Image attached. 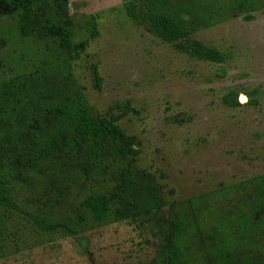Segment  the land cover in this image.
Masks as SVG:
<instances>
[{
    "label": "rangeland",
    "instance_id": "obj_1",
    "mask_svg": "<svg viewBox=\"0 0 264 264\" xmlns=\"http://www.w3.org/2000/svg\"><path fill=\"white\" fill-rule=\"evenodd\" d=\"M259 1L254 11L192 32L223 54L216 63L154 36L142 19L125 14L121 0H68L71 43H83L72 48L79 57L71 60V74L94 115H118L122 131L133 138L134 163L152 175L164 206L92 223L81 203L88 182L74 166L64 169L61 159L35 157L50 130L58 128L52 122L28 151L33 165L5 158L23 213L13 211L7 220L0 264H159L169 204L264 172V0ZM132 3L137 9L139 1ZM18 23V12L0 3V105L3 81L54 61L49 53L55 45L23 35ZM226 93H235L239 104H225ZM119 102L132 110L120 111Z\"/></svg>",
    "mask_w": 264,
    "mask_h": 264
},
{
    "label": "trees",
    "instance_id": "obj_2",
    "mask_svg": "<svg viewBox=\"0 0 264 264\" xmlns=\"http://www.w3.org/2000/svg\"><path fill=\"white\" fill-rule=\"evenodd\" d=\"M133 1L121 0L128 17L142 19L151 34L176 50L216 63L223 61V54L204 45L192 32L234 13L254 11L261 4L259 0H137L136 9ZM0 3L18 12L23 35L36 34L55 45L49 53L53 63L41 61V70L2 82L0 248L9 228L7 220L13 211L23 213L16 204L17 179L5 158L12 155L19 165H33L28 151L38 145L52 122L58 128L50 130L45 147L35 157L61 159L64 169L74 166L88 182L81 203L92 223L160 210L164 201L152 175L134 163L137 151L132 136L124 134L117 114L92 113L71 74V60L79 57L72 48L83 43H71L68 0ZM91 68L98 87L99 76L94 66ZM254 100L249 99L253 104ZM222 101L230 106L239 104L235 93H226ZM116 107L120 111L131 109L126 102ZM167 209L161 223L159 264H264V172L173 202Z\"/></svg>",
    "mask_w": 264,
    "mask_h": 264
},
{
    "label": "water",
    "instance_id": "obj_3",
    "mask_svg": "<svg viewBox=\"0 0 264 264\" xmlns=\"http://www.w3.org/2000/svg\"><path fill=\"white\" fill-rule=\"evenodd\" d=\"M68 10H69V8H68Z\"/></svg>",
    "mask_w": 264,
    "mask_h": 264
}]
</instances>
